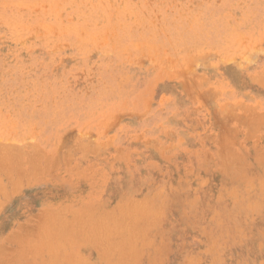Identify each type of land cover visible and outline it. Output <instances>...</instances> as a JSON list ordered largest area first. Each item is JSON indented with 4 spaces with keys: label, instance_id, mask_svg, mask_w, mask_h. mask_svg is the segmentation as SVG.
<instances>
[{
    "label": "rangeland",
    "instance_id": "1",
    "mask_svg": "<svg viewBox=\"0 0 264 264\" xmlns=\"http://www.w3.org/2000/svg\"><path fill=\"white\" fill-rule=\"evenodd\" d=\"M0 144V264H264V0H0Z\"/></svg>",
    "mask_w": 264,
    "mask_h": 264
},
{
    "label": "bare ground",
    "instance_id": "2",
    "mask_svg": "<svg viewBox=\"0 0 264 264\" xmlns=\"http://www.w3.org/2000/svg\"><path fill=\"white\" fill-rule=\"evenodd\" d=\"M84 144H86V143H84ZM0 145H1V144H0ZM2 145H3V147H4V144H2ZM5 146H6V145H5ZM10 146H12V145H10ZM19 146H20V145H19ZM84 146H85V145H84ZM6 147H7V146H6ZM15 147H16V146H15ZM5 151H6V150H5ZM36 151H37V150H36ZM36 151H35V152H36ZM11 152H12V153H10V154H13V150H12ZM37 152L39 153V151H37ZM1 154H2V153H1ZM40 154H42V153H40ZM18 155H19V154H18ZM21 155H22V154H21ZM30 155H31V154H30ZM44 155H45V154H44ZM6 156H7V155H5L4 158H5ZM10 156H11V155H10ZM13 156H14V155H13ZM14 157H15V159H16L17 155H15ZM20 157H21V156H20ZM33 157H34V156H33ZM40 157H41V156H40ZM40 157H39V158H40ZM5 159H6V158H5ZM8 159H9V157H8ZM12 159L14 160V158H12ZM17 159H19V158L17 157ZM17 159H16V160H17ZM21 159H22V157H21ZM21 159H20V161H21ZM36 159H37V158H36ZM44 159H45V158H44ZM57 159H58V158H57ZM227 159H228V158H227ZM6 160H7V159H6ZM10 160H11V159H10ZM45 160H47V159H45ZM7 161H8V160H7ZM25 161H26V160H25ZM49 161H50V160H49ZM4 162H5V161H3V163H4ZM13 162H14V161H13ZM37 162H40V161L37 160ZM1 163H2V162H1ZM5 163H7V162H5ZM18 163H20V162L18 161ZM23 163H24V162H23ZM23 163L21 162L20 164L22 165ZM33 163H35V162H33ZM46 163H47V162H46ZM54 163H55V162H54ZM9 164H10V163H9ZM15 164H16V163H15ZM38 164H39V163H38ZM38 164H36L37 167H38ZM10 165H11V164H10ZM18 165H19V164H18ZM50 165H51V163H50ZM43 166H44V165H43ZM14 167H15V166H14ZM18 167H20V165H19ZM33 167H35V164H34ZM0 168H1V167H0ZM7 168H8V167H7ZM16 169H17V167H16ZM19 169L22 170V168H19ZM4 170H5V169H4ZM6 170H8V169H6ZM24 170H25V169H24ZM11 171H12V170H11ZM8 172H10V171L8 170ZM8 172H7V173H8ZM22 172H23V170L21 171V173H22ZM24 172H26V171H24ZM17 174H18V173H17ZM23 174H24V173H23ZM18 177H19V174H18ZM16 178H17V177H16ZM11 179H12V178H11ZM21 179H22V178H21ZM21 179H20V181H21ZM16 180H17V179H16ZM260 181H261V180H260ZM14 182H15V181H14ZM14 182H13V183H14ZM17 182H18V181H17ZM261 182H262V181H261ZM16 184H17V183H16ZM251 184H252V183H251ZM262 184H264V183L262 182ZM252 186H253V185H252ZM12 187H13V186H12ZM14 187H15V185H14ZM233 188H234V187H233ZM246 190H248V189H246ZM260 190H261V188H260ZM2 191H3V190H2ZM1 193H2V192H1ZM4 193H5V192H4ZM6 194H8V193H6ZM1 195L4 196V194H1ZM6 197H7V195H6ZM191 203H192V202H191ZM139 204H140V203H139ZM144 204H145V203H144ZM129 205H130V204H129ZM140 206H141V205H140ZM119 207H120V205H119ZM128 207H130V206H128ZM128 207H127V208H128ZM131 207H135V206H131ZM136 207H137V205H136ZM250 207H251V206H250ZM144 208H146V205H145ZM133 209H135V208H133ZM140 209H141V207H140ZM146 209H147V208H146ZM119 210H120V209H119ZM144 211H145V210H144ZM121 212H122V209H121ZM125 212H126V211H125ZM132 212H133V211H132ZM252 212H253V211H252ZM59 213H60V212H59ZM83 213H86V212H83ZM83 213H82V214H83ZM126 213H127V212H126ZM128 213H129V211H128ZM128 213H127V214H128ZM151 213H152V212H151ZM52 214H53V216H54V213H52ZM57 214H58V213H57ZM61 214H63V213H61ZM61 214H59V215H61ZM73 214L75 215V213H73ZM112 214H113V213H112ZM121 214H122V213H121ZM127 214H126V215H127ZM130 214H131V213H130ZM130 214H129V216H130ZM159 214H160V213H159ZM64 215H65V214H64ZM74 215H73V216H74ZM88 215H89V213H88ZM132 215H133V214H132ZM135 215H136V214H135ZM97 216H98V215H97ZM102 216H103V215H102ZM111 216H112V218H114L113 215H111ZM119 216H121V215H119ZM119 216L117 217V219H118V218H121V217H119ZM127 216H128V215H127ZM129 216H128V217H129ZM133 216H134V215H133ZM76 217H77V216H76ZM80 217L82 218L81 221H83V216L81 215ZM99 217H100V216H99ZM128 217H127V218H128ZM131 217H132V216H131ZM134 217H135V216H134ZM134 217H133V218H134ZM155 217H156V215H155ZM65 218H66V217H65ZM77 218H78V217H77ZM86 218H87V217H86ZM97 218H98V217H97ZM100 218H101V217H100ZM100 218H99V219H100ZM46 219H47V218H46ZM66 219H67V218H66ZM104 219H105V218H104ZM121 219H122V218H121ZM124 219H125V217H124ZM85 220H86V219L84 218V221H85ZM87 220H88V218H87ZM87 220H86V224H87ZM95 220H96V219H95ZM101 220H102V219H101ZM106 220H107V221H105V222H101V223H107V222L109 221L108 218H106ZM119 220H120V219H119ZM126 220H127V219H126ZM129 220H130V217H129ZM134 220H135V219H134ZM134 220H133V221H134ZM154 220H155V218H154ZM56 221H57V220H56ZM66 221H67V220H66ZM66 221H63V223H62L63 226L65 225L64 222H66ZM96 221H97V220H96ZM110 221H111V220H110ZM127 221H128V220H127ZM39 222H40V221H39ZM45 222H46V221H45ZM91 222H92V221H90V224H87V225L90 226V225H91ZM111 222H112V221H111ZM125 222H126V221H125ZM125 222L123 221V225L120 226V227H122V230H123V229L125 230V228L127 227V225H129V228L127 227L128 229L125 230V233H127V230L130 229V227H131L130 225H131V224H126ZM128 222H129V221H128ZM130 222H131V221H130ZM130 222H129V223H130ZM41 223H42V221H41ZM68 223H69V221H68ZM98 223H99V222H98ZM113 223H114V222H113ZM113 223H112V224H113ZM124 223L126 224L125 226H124ZM72 224H73V223H72ZM86 224H85V223H82L81 225H82V226H83V225H84V226H87ZM94 224H95V225H93V224H92V225L95 226V229L98 228V227L96 226L97 224H96V223H94ZM114 224H115V223H114ZM43 225H44V224H43ZM73 225L75 226V225H76V222H75ZM103 225H104V224H102L101 227H102ZM105 225L107 226V224H105ZM105 225H104V226H105ZM116 225H117V224H115V226H116ZM118 225H119V224H118ZM120 225H121V223H120ZM71 226H72V225H71ZM89 226H87V228H89ZM104 226L102 227V229L104 228ZM109 226H110V225H109ZM123 226H124V228H123ZM133 226H134V225H133ZM133 226H132V227H133ZM42 227H43V226H42ZM48 227H49V226H48ZM57 227H58V226H57ZM101 227H99L98 229L100 230ZM110 227H112V226H110ZM87 228H85V229H87ZM108 228H109V227H108ZM203 228H204V227H203ZM27 229H28V228H27ZM30 229H31V228H30ZM42 229H43V228H42ZM82 229H84V228H82ZM85 229H84V231H85ZM95 229H94V230H95ZM98 229H96L97 232H98ZM102 229H101V231H104V230H102ZM106 229H107V227L105 228V230H106ZM116 229H118V228H116ZM116 229H115V230H116ZM133 229H134V227H133ZM133 229H132V231H134ZM31 230H32V229H31ZM35 230H36V229H35ZM45 230H46V229H45ZM63 230H64V229H63ZM91 230H92V229H91ZM110 230H112V229H109V232H110ZM119 230H120V232H121V229H119ZM137 230H138V229H137ZM33 231H34V230H33ZM33 231H32V232H33ZM43 231H44V230H43ZM106 231H107V233L110 235V233H111L113 230H112L110 233L108 232V230H106ZM132 231L129 230V233L132 232ZM82 232H83V230H82ZM86 232H87V230H86ZM89 232H90V231H89ZM89 232H87V234H88ZM91 232H92V231H91ZM94 232H95V231H94ZM99 232H100V231H99ZM99 232H98V233H99ZM104 232H105V231H104ZM115 232H116V231H115ZM122 232H123V231H122ZM55 233H56V231H55ZM100 233H103V232H100ZM105 233H106V232H105ZM107 233H106V234H107ZM136 233H137V232H136ZM27 234H28V233H27ZM83 234H84V232H83ZM90 234H92V233H90ZM103 234H104V233H103ZM103 234H102V235H103ZM114 234H115V233H114ZM45 235L48 236V234H45ZM45 235L43 236L44 238H43V237H41V238H42V239H45ZM49 235L51 236V233H49ZM85 235H86V234H85ZM92 235H93V234H92ZM95 235H96V233H95ZM99 235H100V234H99ZM111 235H112V234H111ZM119 235L121 236V234H119ZM122 235H123V234H122ZM127 235H128V234H127ZM88 236H91V235L88 234ZM104 236H105V235H104ZM123 236H125V235H123ZM131 236H132V234H131ZM131 236H130V238H131ZM135 236H136V235H135ZM48 237H49V236H48ZM48 237H46V238H48ZM101 237H102V236H101ZM101 237L99 236V238H101ZM110 237H111V236H110ZM114 237H115V235H114ZM127 237H128V236H127ZM53 238H55V237H53ZM59 238H60V237H59ZM103 238H104V237H103ZM132 238H133V237H132ZM132 238H131V241H132ZM86 239H87V238H86ZM90 239H91V238H90ZM92 239H93V238H92ZM97 239H98V237H97ZM101 239H102V238H101ZM124 239H125V237H124ZM124 239H123L122 241H123V242H127V240L124 241ZM134 239H135V237H134ZM122 241H120V242H122ZM128 241H129V240H128ZM131 241H130V242H131ZM107 242H108V241H107ZM109 243H111V242H109ZM118 243H119V242H118ZM104 244H105V243H104ZM104 244H103V245H104ZM115 244H117V242H116ZM122 244H123V247H124V243H122ZM126 244H127V243H126ZM142 244H143V243H142ZM41 245H42V244L37 245V247H38V246H41ZM107 245H108V244H107ZM126 246H127V245H126ZM130 246H131V245H130ZM60 247H61V246H60ZM104 247H105V245H104ZM104 247H103V248H104ZM211 247H212V246H211ZM109 248H110V246H109ZM116 248H119V247L116 246ZM141 248H142V247H141ZM100 249H102V248H100ZM114 249H115V248H114ZM124 249H125V248H124ZM124 249L122 248V251H123ZM103 250H104V249H103ZM106 250H108V247H106ZM106 250H105V251H106ZM115 251H116V250H115ZM120 251H121V250H120ZM120 251H119V252H120ZM107 252H109V251H107ZM6 254H7V253H6ZM1 255H2V254H1ZM3 255H5V254H3ZM119 255H120V253H119ZM120 258H121V257H120ZM11 260H12V259H11ZM117 262H118V260H117Z\"/></svg>",
    "mask_w": 264,
    "mask_h": 264
}]
</instances>
